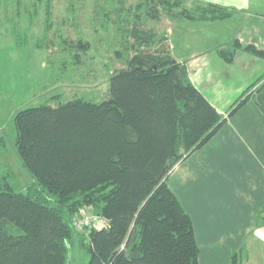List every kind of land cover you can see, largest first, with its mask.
<instances>
[{"label":"trees","instance_id":"obj_1","mask_svg":"<svg viewBox=\"0 0 264 264\" xmlns=\"http://www.w3.org/2000/svg\"><path fill=\"white\" fill-rule=\"evenodd\" d=\"M50 2L45 35L36 45L52 51L55 40L46 35L53 15ZM161 4L171 17L222 20L235 12L211 2L159 0L150 9L153 19L162 17ZM127 33L131 41L125 53H135L125 58V67L112 71L106 98L75 97L15 112V150L35 182L16 191L12 170L4 164L0 168V264H67L69 244L75 241L90 252L87 264H200L192 217L168 179L254 97L264 77L222 114L194 85L187 65L175 59L169 45L155 47L168 40L167 32L134 23ZM62 42L68 48L89 45L81 37ZM238 48L235 39L218 53L233 62ZM243 49L264 58V48L247 44ZM74 57L79 62V51ZM85 206L107 218V227L89 235L74 228ZM239 251L231 264H238Z\"/></svg>","mask_w":264,"mask_h":264},{"label":"crops","instance_id":"obj_2","mask_svg":"<svg viewBox=\"0 0 264 264\" xmlns=\"http://www.w3.org/2000/svg\"><path fill=\"white\" fill-rule=\"evenodd\" d=\"M194 1L235 11L222 20L171 17L163 21L172 55L187 65L194 85L226 114L264 77V58L243 49L247 44L264 48V0H187ZM235 39L242 48L233 62H227L218 48L230 46ZM2 49L0 44V57L6 55ZM7 66L0 62L3 89L10 79ZM11 112L0 100V129ZM168 184L186 210L183 195L189 193L187 211L195 227L200 264H231L234 250H240L238 264H264V85L206 144L175 167Z\"/></svg>","mask_w":264,"mask_h":264},{"label":"rangeland","instance_id":"obj_3","mask_svg":"<svg viewBox=\"0 0 264 264\" xmlns=\"http://www.w3.org/2000/svg\"><path fill=\"white\" fill-rule=\"evenodd\" d=\"M50 1L53 15L51 29L46 30V35L55 40V44L49 46L52 51L48 46L36 45V41L45 35L47 0H0V44L2 51L6 49L1 52L6 55L0 57V62L10 64L6 67L10 79L6 89L0 88V100H5L13 112L0 129V136L5 137L0 141V168L8 165L12 170L14 176L11 174L9 178L16 191L26 190L35 182L15 150L14 115L18 108L46 102L56 105L75 97L92 101L106 98L112 71L125 67V58L135 53L134 49L125 53L124 48L131 41L127 30L138 23L144 29L163 35L168 33L163 21L171 18L163 11L162 4L158 5L162 17L152 18L150 9L159 0ZM64 37L68 40L81 37L89 41V45L68 48L62 42ZM160 43L170 47L169 37L155 47ZM117 49L124 51L122 56L116 54ZM76 51L81 56L79 62L74 57ZM27 83L29 86L33 83L30 89L25 87ZM183 198L189 207V193L185 192ZM10 228L15 233L20 232L15 225ZM235 252L238 250L231 255ZM89 259L90 252L78 241L69 244L67 264H87Z\"/></svg>","mask_w":264,"mask_h":264},{"label":"built area","instance_id":"obj_4","mask_svg":"<svg viewBox=\"0 0 264 264\" xmlns=\"http://www.w3.org/2000/svg\"><path fill=\"white\" fill-rule=\"evenodd\" d=\"M109 220L98 214L94 208L85 206L76 214L73 225L78 231L89 235L92 229H101L107 227Z\"/></svg>","mask_w":264,"mask_h":264}]
</instances>
